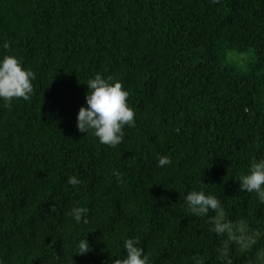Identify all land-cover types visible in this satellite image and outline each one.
Listing matches in <instances>:
<instances>
[{
	"label": "trees",
	"instance_id": "16d2710c",
	"mask_svg": "<svg viewBox=\"0 0 264 264\" xmlns=\"http://www.w3.org/2000/svg\"><path fill=\"white\" fill-rule=\"evenodd\" d=\"M7 54L36 79L0 100V264H112L128 238L151 264H260L264 203L238 178L264 158V0H0ZM95 74L135 111L115 148L76 127ZM201 189L218 211L190 212ZM217 225L256 236L243 249Z\"/></svg>",
	"mask_w": 264,
	"mask_h": 264
},
{
	"label": "clouds",
	"instance_id": "9594fccd",
	"mask_svg": "<svg viewBox=\"0 0 264 264\" xmlns=\"http://www.w3.org/2000/svg\"><path fill=\"white\" fill-rule=\"evenodd\" d=\"M3 47L8 49L10 45L5 42ZM35 79V73L26 68L15 54L0 57V100L9 107L14 99H31L34 93L32 81ZM86 84V104L78 110L76 127L81 133L94 135L100 144L115 148L123 142L124 128L135 126V111L128 103L129 92L120 80L101 74H95ZM169 164L171 159L168 156L158 158L160 167ZM116 175L119 177L120 173L117 172ZM238 180L240 190L255 192L257 198L264 203V158H253L247 173ZM68 183L76 186L80 180L73 175L69 177ZM184 201L190 212L196 216H204L210 210L218 211L221 207L220 200L203 189L190 191L184 196ZM86 212L87 209L83 207H75L70 215L77 222H87L84 219ZM216 231L223 232V226L217 225ZM139 245L138 238L126 239L125 255L122 259L113 260L112 264H151L149 255ZM76 249L74 253L87 255L92 251V245L86 237L77 241ZM195 264H200V261L196 260Z\"/></svg>",
	"mask_w": 264,
	"mask_h": 264
},
{
	"label": "rangeland",
	"instance_id": "374dc122",
	"mask_svg": "<svg viewBox=\"0 0 264 264\" xmlns=\"http://www.w3.org/2000/svg\"><path fill=\"white\" fill-rule=\"evenodd\" d=\"M219 220H220L219 222L221 223L222 219H219ZM223 228L227 233H229L231 237L237 238L236 242L243 249L249 247L254 241V238L256 236V234L250 233L249 229L244 227L243 225L238 226L237 228H233L228 225H223ZM258 259H259L260 264H264V250H261L258 253Z\"/></svg>",
	"mask_w": 264,
	"mask_h": 264
}]
</instances>
